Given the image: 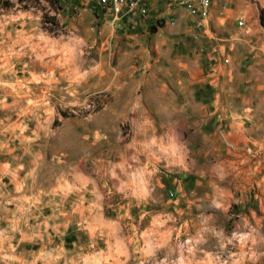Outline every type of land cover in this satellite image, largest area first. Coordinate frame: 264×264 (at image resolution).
I'll return each instance as SVG.
<instances>
[{"label": "rangeland", "instance_id": "374dc122", "mask_svg": "<svg viewBox=\"0 0 264 264\" xmlns=\"http://www.w3.org/2000/svg\"><path fill=\"white\" fill-rule=\"evenodd\" d=\"M54 1L0 0L6 236L39 264H264V0Z\"/></svg>", "mask_w": 264, "mask_h": 264}, {"label": "crops", "instance_id": "0c3cea01", "mask_svg": "<svg viewBox=\"0 0 264 264\" xmlns=\"http://www.w3.org/2000/svg\"><path fill=\"white\" fill-rule=\"evenodd\" d=\"M5 186L0 184V193L5 191ZM0 197H2L0 195ZM6 230L4 231V227L0 224V264H39V254H40V248L38 247V244L29 241L30 245L24 247V241H23V234L21 233V237H14L12 239H9L6 236ZM34 237V234H31V239L34 240L37 238ZM15 240V244H12V248H9V243L11 241ZM64 261L62 260L57 262L56 255H55V249H53V252L51 253L49 249H47L46 253L42 255L44 257V261L46 260V264H71V253L67 252V249L64 248ZM93 252L91 254L84 255V261L87 262V264H102V263H94L95 261ZM76 264H86L81 259ZM45 264V263H44Z\"/></svg>", "mask_w": 264, "mask_h": 264}, {"label": "built area", "instance_id": "2783aa9c", "mask_svg": "<svg viewBox=\"0 0 264 264\" xmlns=\"http://www.w3.org/2000/svg\"><path fill=\"white\" fill-rule=\"evenodd\" d=\"M99 4L104 7H111L116 13L122 12L124 9L134 11L138 8L140 0H98ZM182 4L187 7L192 14L198 13L202 21L207 20L208 6L210 0H182Z\"/></svg>", "mask_w": 264, "mask_h": 264}, {"label": "trees", "instance_id": "16d2710c", "mask_svg": "<svg viewBox=\"0 0 264 264\" xmlns=\"http://www.w3.org/2000/svg\"><path fill=\"white\" fill-rule=\"evenodd\" d=\"M52 1H54V0H52ZM55 2V1H54ZM4 3L6 4V5H9L10 6V3L8 2V1H4ZM48 21L47 22H49L50 24H54V25H56V20H55V18L54 17H49L48 19H47Z\"/></svg>", "mask_w": 264, "mask_h": 264}]
</instances>
